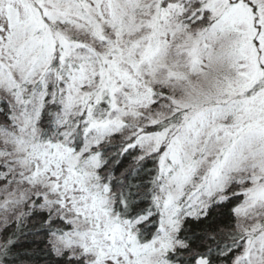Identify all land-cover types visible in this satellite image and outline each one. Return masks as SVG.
<instances>
[{
  "label": "snow or ice",
  "instance_id": "obj_1",
  "mask_svg": "<svg viewBox=\"0 0 264 264\" xmlns=\"http://www.w3.org/2000/svg\"><path fill=\"white\" fill-rule=\"evenodd\" d=\"M0 264H264V0H0Z\"/></svg>",
  "mask_w": 264,
  "mask_h": 264
}]
</instances>
